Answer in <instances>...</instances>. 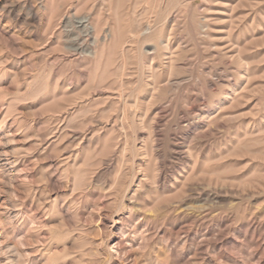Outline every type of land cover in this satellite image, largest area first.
Returning <instances> with one entry per match:
<instances>
[{"label": "rangeland", "instance_id": "rangeland-1", "mask_svg": "<svg viewBox=\"0 0 264 264\" xmlns=\"http://www.w3.org/2000/svg\"><path fill=\"white\" fill-rule=\"evenodd\" d=\"M0 264H264V0H0Z\"/></svg>", "mask_w": 264, "mask_h": 264}, {"label": "bare ground", "instance_id": "bare-ground-1", "mask_svg": "<svg viewBox=\"0 0 264 264\" xmlns=\"http://www.w3.org/2000/svg\"><path fill=\"white\" fill-rule=\"evenodd\" d=\"M149 32H150V30H149ZM16 253H17V252H16ZM16 253H15V254H16ZM17 255H18V253H17ZM18 256H19V255H18ZM21 257H22V256H21Z\"/></svg>", "mask_w": 264, "mask_h": 264}]
</instances>
